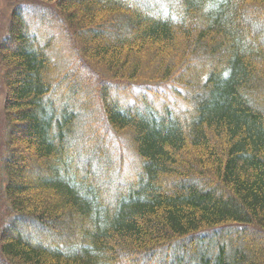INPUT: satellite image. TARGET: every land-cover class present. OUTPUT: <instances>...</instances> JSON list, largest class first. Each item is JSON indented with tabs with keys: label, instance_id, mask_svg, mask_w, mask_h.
<instances>
[{
	"label": "trees",
	"instance_id": "1",
	"mask_svg": "<svg viewBox=\"0 0 264 264\" xmlns=\"http://www.w3.org/2000/svg\"><path fill=\"white\" fill-rule=\"evenodd\" d=\"M41 1L84 69L65 60L55 99L54 38L15 8L0 264H264V0ZM111 24L125 34L104 43ZM91 105L117 155L87 124L77 135L70 106ZM125 171L121 190L108 173Z\"/></svg>",
	"mask_w": 264,
	"mask_h": 264
},
{
	"label": "rangeland",
	"instance_id": "2",
	"mask_svg": "<svg viewBox=\"0 0 264 264\" xmlns=\"http://www.w3.org/2000/svg\"><path fill=\"white\" fill-rule=\"evenodd\" d=\"M139 4L143 5H151L155 7H160V4H155L154 2H151L149 0H137ZM20 7L21 9L24 10L26 15H30L32 18V25L33 28H38L39 25H44L47 31L45 30H40L47 32V35L50 34L54 38V42L52 44V53H49L50 56L52 57L53 61H57L59 64V69L57 72V79L53 81L54 83V94H55V99H59L63 96L64 93H70L71 91L68 90L64 85L65 82H67V77L69 76H63V67L65 64V60L68 62H71L73 64H78L79 69H84L83 64L78 62V55L76 52V43L73 38H71V33L68 31L66 27V23L64 22L63 16L58 12V10L53 6L50 5V3H45L42 2L41 0H0V41L5 38L7 35V32L9 31V28L12 24V18L13 14L15 11V8ZM161 8V7H160ZM162 11V8H161ZM29 18V17H28ZM114 22V21H112ZM119 22V20L117 21ZM43 29V28H42ZM38 32V34H42ZM36 33V30L33 29V34ZM38 34H35L37 37ZM125 32L120 28L118 24L114 25H108L104 28V30L101 31V35L99 36L101 41L104 43H110L114 42V39H117L118 37L124 35ZM43 35V34H42ZM41 36V35H40ZM94 36L93 33L85 34V37L87 38H92ZM57 45H59L58 50ZM51 76V75H50ZM51 78V77H50ZM64 78V79H63ZM80 80L75 81L74 80V85L79 84ZM3 78H2V71L0 68V213H1V218L4 219V221H9L10 220V214L9 210L7 208V204L5 202V199L3 197V185H4V175H3V168H2V157L5 152V139L7 135V127L5 124V117H4V100H5V88L3 86ZM82 85V84H80ZM164 97H159L158 99H153L154 101L150 100V104L153 107L158 108L161 103H163ZM55 101V100H54ZM63 106H69L67 103L63 102ZM56 104L59 106V104L56 102ZM93 105H91L90 109L91 111L89 113H85L83 111H80L79 108H74L70 106V110L76 111L78 115H80V120H82V124L78 130V136L80 129H82L86 126L89 127V138H95L96 141H98L99 145H104L106 146V149L110 150L112 149L113 154L117 155L118 149L115 148L114 145L115 142L113 138H109V135H107V132L105 130L101 131L98 127L97 122H89V119L95 116V111L93 110ZM82 117V118H81ZM97 128V136L94 134L95 129ZM106 132V133H105ZM88 141V140H87ZM124 141V140H123ZM84 141L82 145H88L87 142ZM126 142V141H124ZM77 143V142H76ZM25 151V150H23ZM117 159V158H116ZM115 159V160H116ZM85 160V159H83ZM89 160V159H88ZM90 161V160H89ZM109 170V169H108ZM128 172V171H127ZM121 172V179L118 180L116 179L115 173H108V175L112 176L110 180H117L118 186L120 189H124L128 182L131 180V172L127 173ZM101 177V176H100ZM104 181V178H101ZM122 180V182H121ZM2 222L0 223V225ZM142 264V263H140ZM144 264V262H143Z\"/></svg>",
	"mask_w": 264,
	"mask_h": 264
}]
</instances>
